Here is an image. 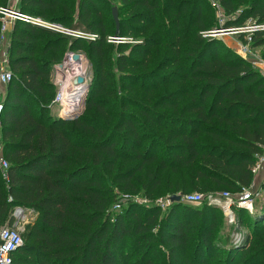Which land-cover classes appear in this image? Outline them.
<instances>
[{
  "label": "trees",
  "instance_id": "1",
  "mask_svg": "<svg viewBox=\"0 0 264 264\" xmlns=\"http://www.w3.org/2000/svg\"><path fill=\"white\" fill-rule=\"evenodd\" d=\"M119 1L128 7L138 0ZM146 1L143 6L153 20L133 16L130 23L144 24L136 29L128 20H119L117 27L113 18L105 20L100 0H21L23 13L96 39L85 48L93 76L83 113L63 121L48 114L55 107L50 75L68 50H82L83 40L72 39L62 56L68 40L57 33L24 23L12 32V81L0 121L9 177L5 184L0 172V229L13 225L15 207L34 217L25 225L13 264H264V207L249 213L234 206L231 233L216 229V214H224L220 207H195L203 201L172 203L160 220L158 208L137 214L141 208L132 203L122 212H110L120 199L108 181L147 198L161 186L171 196L207 193L210 199L223 190L239 194L252 185V168L264 148V77L223 40L201 37L208 26L200 20L199 7L191 10L186 27L179 26L180 11L171 14L165 8L174 26L169 22L161 34L154 32L158 40L149 36L141 46H132L129 56L123 54L124 44L117 45V81L111 72L103 78L107 39L143 34L160 19L157 0ZM213 1L225 16L234 17L225 27L248 20L264 24V0ZM199 2L193 0L194 6ZM6 3L0 0V6ZM193 26V42L182 47ZM155 45L174 58H155L153 85L135 91L127 84L134 76L123 71L132 68L134 54L146 70ZM252 47L264 60V32L252 36ZM161 86L165 91L152 100ZM252 224L259 227L258 237L245 231ZM250 246L253 253L246 256Z\"/></svg>",
  "mask_w": 264,
  "mask_h": 264
},
{
  "label": "built area",
  "instance_id": "2",
  "mask_svg": "<svg viewBox=\"0 0 264 264\" xmlns=\"http://www.w3.org/2000/svg\"><path fill=\"white\" fill-rule=\"evenodd\" d=\"M220 9L218 3L214 4ZM21 0H7L5 6H0V86L4 88L12 81V75L9 70V49L10 38L12 32L18 23L31 24L42 27L49 31H56L64 37L70 39H78L92 42L96 39V35L84 33L82 31L72 30L64 27L60 23L45 22L39 17L30 16L20 10ZM218 9V10H219ZM257 32H264V24L256 23L248 20L239 26L225 27L222 23L217 28L209 32L210 38L223 40L224 38H232L236 40V53L243 60L249 62L251 66L264 77V60L260 52L252 47V36ZM116 43L122 42L120 38H111ZM88 60L81 51L68 50L62 61L56 63L52 67L50 82L55 88L52 103L59 108V115L64 114L78 108L82 110L81 104L83 100L84 85L88 83L86 73L88 69ZM82 78L83 83H78V79ZM3 97L0 94V121L4 110ZM264 164V148L258 162L252 168L253 175H257L261 166ZM8 163L3 159L2 142L0 139V172L1 178L5 184L8 183L7 174ZM180 202L187 205H198L203 201L201 194L178 195ZM258 194L254 189L249 188L243 190L239 194L231 195L228 193L209 199V204L219 206L225 217L230 223L235 222L233 207L241 208L252 213L256 205ZM128 201V198H125ZM169 199L157 200L155 205L166 208L170 204ZM11 202V198H8ZM142 204H150L147 199L132 200ZM120 208V204L114 206V209ZM13 225L5 226L0 229V264H13V254L22 246L23 226L28 224L34 217L29 211L21 207H15L12 211Z\"/></svg>",
  "mask_w": 264,
  "mask_h": 264
},
{
  "label": "rangeland",
  "instance_id": "3",
  "mask_svg": "<svg viewBox=\"0 0 264 264\" xmlns=\"http://www.w3.org/2000/svg\"><path fill=\"white\" fill-rule=\"evenodd\" d=\"M146 2L147 3H145V4H148V3L152 2V0H147ZM216 3L217 2L213 1V0H204V1L200 0V2L194 6L193 0H157V8H155V9L157 12L156 15L160 19H158L157 21L154 20L155 23L149 31H144L143 34H138V32H136L134 34L135 36L130 35V34L126 35L127 39H122V42H120V43H116V42L112 41L111 38H113V37H109L107 39L108 44H106V45L108 47H106L105 45H104V47L108 48L109 51L107 53H105V68H104V71L102 72L103 78L106 79L107 74H109L111 72L110 75H112L115 78V80L117 81V77L119 75L118 71L116 70L118 56H119L117 45L120 46L119 44H124V45H122L125 47L123 54L126 56H129V52L131 51L132 46H135V45L141 46L143 44V42L145 41V39L147 37L149 38V36H151V39L153 41H154V39L158 40V37H156L154 35V32L161 34V32H163L164 30H166L168 28L167 25L169 22L171 23V26H174L173 25V19L174 18L172 16H169V15L164 13L165 8L168 9L169 13H171V14H173L175 11H180V13H181L180 18L183 19V22H181L179 26L180 27H186L188 20L190 19L191 16H193L191 10H193V7L194 8L199 7L201 9L200 20L203 23H205L206 26H208V28H206L204 31L200 32V35L205 40L211 39L209 37V32H210V28H211L210 26L218 27L222 23L223 24L226 23L227 20L234 18V17L225 16L224 11L221 7L219 9L216 6H214V4H216ZM98 4H99L98 6L103 7L102 15L105 18V20H108L109 23L112 20V10L113 9L116 10L118 22H119V20H128L127 25L135 26L134 28H136V29H140V28L144 27V24L143 23H137L136 25H134L135 23H130L129 22L130 20L133 21V16L139 17L138 19H136L137 21L140 19L146 20L148 22L150 20H153L149 16V13H148L147 8H146L147 6L146 5L143 6L144 3H142V0L136 1L128 7L127 6L123 7L122 3L119 0H106V2H103L102 0H100V2ZM158 4H160V6ZM240 11L241 10L238 9L237 13H239ZM155 18H157V17H155ZM42 20L45 22H52V21H48V20H44V19H42ZM52 23H57V22H52ZM190 27H191V25H190ZM144 30H146V29H144ZM106 31H107L108 35L112 34L111 24L108 25V28ZM52 32H54V31H52ZM188 32L190 33L188 35V38L181 42L182 47H185L188 43L193 42V41H191L192 35H195L197 33V27L193 26L190 31L188 29ZM54 33H57V32L55 31ZM57 34H59V33H57ZM59 35H61V34H59ZM65 38H67L68 43H66V46L63 49L62 56L65 53L68 44L72 40L68 37H65ZM159 42H164V38L159 39ZM89 43H90L89 41H85V40H83L81 42V46H82L81 52L85 56H87L85 48L87 47V45ZM223 43H224V45L228 46L232 50H235L237 48L236 40L232 39L230 37L224 38ZM149 54H150V60H152V61L146 65V70H143L141 65H137V63L144 62V61H140L139 55L134 54L133 57L131 56V58L133 59V63H131L130 66H132V68H126L123 71L126 74H131L132 76H134L133 81H131V82L128 81L127 84L129 86H131V88L135 91H137V89L134 87H139V90H140L141 86L151 87V85H153L154 79H151V78L153 76V72H155V70H156V68L154 67V59L155 58L157 60H163L164 55L168 56L171 60L174 58L173 57L174 55L171 54L169 51H167V49L162 47L161 45L152 46L149 49ZM89 67H90V65L88 63V69H87V73H86L87 81H89V79L92 78V76H93L92 71H90ZM108 80L110 82H114L113 78H109ZM176 86H180V84H178ZM110 87H111V85H107L106 88H110ZM7 89H8V86L5 88L3 86H0V94H1V96H4L3 97V104H4L5 95L7 93ZM162 91H165L164 86H161L154 93V97L152 98V100H154L160 93H162ZM86 93L83 95L84 97H83L82 104H81L82 110H84V99H85ZM129 93L130 92L126 91L125 95H129ZM108 99L111 100V98H108ZM144 104L146 105V103H144ZM48 114H49V116H51L55 119L60 118L59 108L57 106H55V107L53 106L51 109H49ZM93 126L95 128H97L96 125H93ZM136 163H137V161H134L131 164H129L128 166L134 165ZM150 168H151V170L154 169V165H152ZM138 175L139 174H136L133 180H135L138 177ZM253 178L254 179H253L252 185L249 188H252V189H254V191L257 192L258 198L256 199V206H258V208H261V207H264V190H262V186H263L262 184L264 183V178L262 179L261 183H259L260 181H254L255 177H253ZM255 182H256V184H255ZM108 184L110 187H112L114 194H117V199L118 200L120 199V202L117 203V204H120V208L114 209V206H116L117 204L112 205L110 208L111 213L122 212L125 210V208H127L129 203H132V204L138 205V207L141 208V209L137 210V214H141L144 210H146L148 208H158L160 210V215H159V220H160L165 215V213L168 211V209L170 208L171 204L166 208H162V207L155 205V202L157 200H163L164 201L166 199H170V197H171V195H169L166 192V189L163 186H161L156 192H154V194L151 198H147L143 195L142 192H136V193L123 192V191L119 190L115 185H113L111 183V181H108ZM249 188H247V189H249ZM189 192L194 193V191H189ZM224 193L235 195V194H232V192L229 190H223L222 192L218 193V195L220 196L221 194H224ZM201 194L203 196V202L200 205L195 206V207L201 208L204 204H208V205L213 206V207H219V206L209 204V197H207V193L206 194L201 193ZM125 198H128L127 199L128 201H126ZM134 199H136V200L147 199L151 203L150 204H142L140 202L132 201ZM182 205H184V204L182 203ZM232 212L236 216V213H237L236 210L233 209ZM216 218H217L216 229L219 231L225 230L227 233H231L233 231L232 228L236 226V221L234 223H230L229 220L225 217V215L224 214L222 215V213L220 211L218 212V214H216ZM246 222H248V221H246ZM249 222H252V221H250V219H249ZM25 225L23 226V230L25 228ZM258 228L259 227H256L255 224L253 227V224H252L249 226L248 230H247V228H245V231L251 232L249 234L252 237H256V236L258 237L259 235H261V233H259V231L257 230ZM128 248H129V245L127 244L126 252L129 250ZM251 253H253V249L250 246L248 248V250L246 251V256H248Z\"/></svg>",
  "mask_w": 264,
  "mask_h": 264
},
{
  "label": "water",
  "instance_id": "4",
  "mask_svg": "<svg viewBox=\"0 0 264 264\" xmlns=\"http://www.w3.org/2000/svg\"><path fill=\"white\" fill-rule=\"evenodd\" d=\"M112 18H113L114 23L117 27L118 26V19H117V14H116L115 9L112 10ZM78 83H80V84L83 83L82 78L78 79ZM88 87H89L88 83L84 85L85 90L83 92V95L87 92ZM82 113H83V110H80L78 108H73L72 110L65 112L64 114L60 115V118L63 121H73V120H76L77 118H79L82 115ZM169 201L171 203H178V202H180V197L178 195H173L170 197Z\"/></svg>",
  "mask_w": 264,
  "mask_h": 264
},
{
  "label": "crops",
  "instance_id": "5",
  "mask_svg": "<svg viewBox=\"0 0 264 264\" xmlns=\"http://www.w3.org/2000/svg\"><path fill=\"white\" fill-rule=\"evenodd\" d=\"M234 51H236V49ZM0 139H1V134H0ZM254 177H255L254 181H260L259 183H261L262 179L264 178V164L261 166L259 173L255 175Z\"/></svg>",
  "mask_w": 264,
  "mask_h": 264
}]
</instances>
